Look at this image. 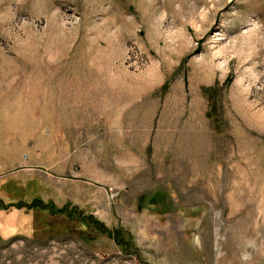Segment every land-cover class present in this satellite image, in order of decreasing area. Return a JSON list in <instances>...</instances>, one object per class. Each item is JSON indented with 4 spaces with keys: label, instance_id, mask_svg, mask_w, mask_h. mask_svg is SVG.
<instances>
[{
    "label": "rangeland",
    "instance_id": "rangeland-1",
    "mask_svg": "<svg viewBox=\"0 0 264 264\" xmlns=\"http://www.w3.org/2000/svg\"><path fill=\"white\" fill-rule=\"evenodd\" d=\"M0 264H264V0H0Z\"/></svg>",
    "mask_w": 264,
    "mask_h": 264
},
{
    "label": "trees",
    "instance_id": "trees-1",
    "mask_svg": "<svg viewBox=\"0 0 264 264\" xmlns=\"http://www.w3.org/2000/svg\"><path fill=\"white\" fill-rule=\"evenodd\" d=\"M35 203H33L32 205H34Z\"/></svg>",
    "mask_w": 264,
    "mask_h": 264
}]
</instances>
